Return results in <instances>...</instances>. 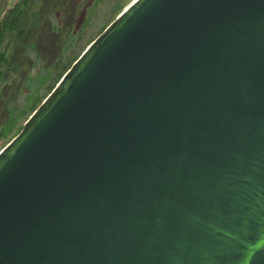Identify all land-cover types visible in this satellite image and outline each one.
I'll list each match as a JSON object with an SVG mask.
<instances>
[{"label": "water", "instance_id": "obj_1", "mask_svg": "<svg viewBox=\"0 0 264 264\" xmlns=\"http://www.w3.org/2000/svg\"><path fill=\"white\" fill-rule=\"evenodd\" d=\"M0 264H264V0H133L0 150Z\"/></svg>", "mask_w": 264, "mask_h": 264}, {"label": "rangeland", "instance_id": "obj_2", "mask_svg": "<svg viewBox=\"0 0 264 264\" xmlns=\"http://www.w3.org/2000/svg\"><path fill=\"white\" fill-rule=\"evenodd\" d=\"M18 3L21 0H0V20ZM128 3L129 0H70L66 10L56 9L50 15L45 12L40 16V1L28 5V36L17 40L12 33L0 47L8 58V64L0 66L4 73L0 84V119L8 116L6 103L15 115H23L20 123L25 121L87 44L115 18L118 6L126 7ZM52 32L58 34L54 41L50 39ZM3 144L0 142V149Z\"/></svg>", "mask_w": 264, "mask_h": 264}, {"label": "trees", "instance_id": "obj_3", "mask_svg": "<svg viewBox=\"0 0 264 264\" xmlns=\"http://www.w3.org/2000/svg\"><path fill=\"white\" fill-rule=\"evenodd\" d=\"M35 1H40L41 2V5H42L41 6V10L42 11H40V13L38 14L39 16L42 13H45V12L50 15L56 9H57V11L64 10V9L66 10L68 8L69 4H70V0H21V3H18L14 7H12L8 11V13L6 14V16L3 19L0 20V47L2 46L3 40L5 38H7V37H10L8 35H10L12 33H14L16 35V39L17 40H22V39H24L25 37L28 36V34L30 32V22L31 21H29V19L26 20V13L28 14V11H27V8L26 7L28 5H30L31 3L35 2ZM131 1H133V0H129V3ZM124 7H125L124 5L118 6V10H117V14H116L115 18L123 11V8ZM109 24H107L105 27H103L102 30L100 31V33ZM93 40H91L87 44V46ZM85 48H84V50H85ZM2 64H8V58L5 55V53L0 50V66ZM66 71L67 70H65L60 75V77L58 78V80L55 82V85L50 89V91L48 92V94L54 89V87L56 86V84H58V82L60 81V79L62 78V76L64 75V73ZM3 77H4V73L0 69V84H1V82L3 80ZM48 94L46 96H48ZM46 96L40 101L39 105L46 98ZM38 106H36V107L33 108V110L31 111V113H29V115L27 116V118L25 119V121L28 119V117L34 112V110ZM4 108H5V111L7 110L8 116L6 118H4L3 120L0 119V142H3L4 143L3 146L1 147V149L5 145H7L19 133V131L22 128L23 123L25 122V121H23L22 123H20V120L23 117V115H21V116L20 115H18V116L15 115V113L12 112V110L8 106V104L4 103Z\"/></svg>", "mask_w": 264, "mask_h": 264}, {"label": "flooded vegetation", "instance_id": "obj_4", "mask_svg": "<svg viewBox=\"0 0 264 264\" xmlns=\"http://www.w3.org/2000/svg\"><path fill=\"white\" fill-rule=\"evenodd\" d=\"M57 35H58L57 32H52L50 35V37H51L50 39L54 41V39L56 38ZM58 47H59V45H58Z\"/></svg>", "mask_w": 264, "mask_h": 264}]
</instances>
